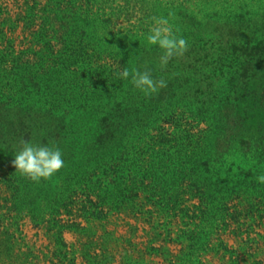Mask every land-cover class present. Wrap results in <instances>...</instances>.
<instances>
[{"label":"trees","instance_id":"16d2710c","mask_svg":"<svg viewBox=\"0 0 264 264\" xmlns=\"http://www.w3.org/2000/svg\"><path fill=\"white\" fill-rule=\"evenodd\" d=\"M178 3L182 5L178 0L159 3L160 16L167 17L170 11L166 10L170 7L172 10ZM60 6L87 16L93 23V41L82 39L78 45L56 53L53 38L39 31L35 37L41 47L33 53L40 56V63L22 60L23 55L30 53L28 49L17 55L12 45L9 49L13 59L6 61L0 51V109L47 111V105L54 103L52 97L62 94L59 88L46 82L49 73L57 72L59 79L73 77L76 81L78 71L77 75L87 77L82 79L88 83L85 89L96 96L88 117L92 118L91 123L80 126L74 141L76 150L90 153L95 149L81 163L93 165L95 160L97 163L91 168L88 183L93 184L90 192L99 200H88L85 209L88 219L100 216L106 206L111 207L110 198L118 200L123 196L137 204L134 198L141 190H147L155 198L157 214L166 216L169 223L170 218L181 217L187 225L176 238L182 244L183 254L178 264H187L186 257L192 259L201 233H196L197 227L214 218L222 221L224 230L230 229L246 242L244 234L249 236L256 225L264 226V184L256 181L257 174L264 173V116L257 124L250 122L257 105L264 112V88L260 95L258 90H250L245 84L252 79L250 69L234 64L231 58L234 52L232 55L224 51L225 43L235 47V51L246 52L229 42L245 31L241 27L246 20L244 14H238L241 19L230 22L225 27L227 31L215 24L210 34L205 35L197 16L188 12L181 24L186 22V29L194 36L192 56L186 49L161 65V50L144 44L151 19L140 17L135 21L125 17L130 11L125 0H110L109 10L90 0H62ZM214 15L216 23L217 12ZM54 16L58 17L57 11ZM77 46L79 49L75 50ZM69 49L73 57L77 56L79 65L75 61L72 66L46 68L47 52L56 56L55 64L60 66L66 58H73L64 57ZM124 67L151 69L154 79L165 80L166 86L145 96L130 80L116 75ZM220 81L222 86H218ZM110 132L114 155L104 160L97 155ZM245 133L251 134L246 137ZM237 149L241 150L242 159L251 163L232 160L230 152ZM10 169L11 176L3 185L11 197L4 200L13 203L11 210L23 213L22 207L43 185L21 176L14 165ZM150 171L156 179L152 184ZM102 194L108 201L101 199ZM145 205L142 202L139 209L144 210ZM248 218L251 222L246 224ZM194 222V227L189 226ZM58 234L62 240V230ZM187 239L189 244L185 243ZM219 245L225 254L232 252L222 236Z\"/></svg>","mask_w":264,"mask_h":264},{"label":"rangeland","instance_id":"374dc122","mask_svg":"<svg viewBox=\"0 0 264 264\" xmlns=\"http://www.w3.org/2000/svg\"><path fill=\"white\" fill-rule=\"evenodd\" d=\"M90 1L106 10L110 9V0ZM167 1L170 0H125L130 11L122 17H130L135 21L140 17L150 20L152 16H160L162 11L159 3ZM178 2H182V5L178 3L172 10L169 5L170 9L166 11H171L173 15L167 14V17L173 30L187 39V52L191 56L194 36L186 29V22L181 24L184 15L188 12L196 15L204 28V34L208 35L215 24H219V29L227 31L225 27L230 22L241 19L238 14H244L246 20L241 27L245 31L229 42L246 52L235 51V47L225 43L224 51L227 50L232 55L234 52L231 58L237 66H248L252 79L245 84L250 90H258L260 95L264 88V0ZM60 4L62 0H0V51L5 55L2 60L13 59L9 48L14 45L17 55L20 50L30 51L21 57L22 60L40 63V56L33 53L41 47L37 43L38 37H35L39 31L53 38L56 53L64 50L63 48H71L73 44L78 45L82 39L93 41V23L88 21L87 16L77 15L70 9L64 10ZM56 11L58 17L54 16ZM215 12L218 19L213 23ZM62 15L68 16L62 19ZM208 22H212L211 25ZM234 26L238 28L240 25ZM48 28L54 31H48ZM227 38L228 35L225 40ZM50 54L51 52L46 54V68L49 67L50 70H55L54 67L72 66L75 61L76 66L79 65L78 58L72 56L71 49L64 52V57L73 58H66L60 66L55 64L56 56ZM77 73L78 71L76 81L73 77L59 79L60 76L56 77L57 72L49 73L46 82L50 83V87L59 88L62 94L52 97L54 103L47 105V111L0 109V264H178L183 254L182 244L176 238L187 225L181 217L170 218L169 223L166 216L160 212L157 214L155 198L147 190H141L139 196L134 198L137 204L123 196L118 200L110 198L113 204L111 207L106 206L100 216L93 215L88 219L85 210L88 200H99L96 194L90 192L89 187L93 184L88 183L91 168L97 163L96 160L93 165L81 163L88 154L95 153V149L90 153L76 150L74 141L80 126L92 119L88 117L96 96L88 88L85 89L88 83L82 82V79L87 80V77H81ZM219 85L222 86L223 81ZM252 113L255 114L250 121L253 124H257L264 116L258 105ZM111 134L112 132L104 138L97 157L101 156L104 160L113 157L114 138ZM250 134L244 135L249 137ZM25 139L58 146L62 150L65 164L52 177L41 178L43 189L32 193V199L22 207L24 211L20 213L11 210V201L4 200L5 197H11V192L6 191L3 182L11 176L14 151L20 141ZM240 151L237 149L230 152L232 160L251 163L246 158L242 159ZM149 180L151 184L156 181L152 171ZM101 196L105 202L108 201L104 194ZM142 202H146L144 210L139 209ZM149 209L153 212H148ZM250 222L249 218L245 221L246 224ZM194 225L195 222L189 226ZM251 229L249 236L244 234L247 241L243 242L241 235L230 229L224 230L219 218L212 219L205 226L201 224L196 229V233H201L194 246L195 255L192 259L185 258L187 264H264V226L256 225ZM59 230H62V240ZM221 236L231 253L225 254L223 249L220 250ZM185 243L189 244L190 239ZM187 251L188 247L185 249Z\"/></svg>","mask_w":264,"mask_h":264},{"label":"clouds","instance_id":"9594fccd","mask_svg":"<svg viewBox=\"0 0 264 264\" xmlns=\"http://www.w3.org/2000/svg\"><path fill=\"white\" fill-rule=\"evenodd\" d=\"M173 13L170 11L169 16ZM148 31L145 34L146 44L156 46L161 50L160 64L166 65L173 57L182 54L188 45L187 39L174 31L166 16H152ZM116 75L122 80H130L134 88L145 96L156 93L159 88L166 86L163 79H154L151 69L136 67L122 68ZM12 164L21 176L39 182L57 173L65 164L62 150L46 143H36L31 140H21L14 151ZM259 184H264V173L256 176Z\"/></svg>","mask_w":264,"mask_h":264}]
</instances>
